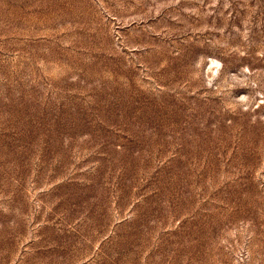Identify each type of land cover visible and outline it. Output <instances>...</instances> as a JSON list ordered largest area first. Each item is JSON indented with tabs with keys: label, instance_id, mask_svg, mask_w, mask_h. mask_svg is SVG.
<instances>
[{
	"label": "rangeland",
	"instance_id": "374dc122",
	"mask_svg": "<svg viewBox=\"0 0 264 264\" xmlns=\"http://www.w3.org/2000/svg\"><path fill=\"white\" fill-rule=\"evenodd\" d=\"M0 264H264V0H0Z\"/></svg>",
	"mask_w": 264,
	"mask_h": 264
}]
</instances>
